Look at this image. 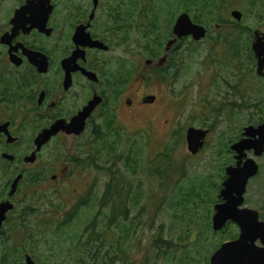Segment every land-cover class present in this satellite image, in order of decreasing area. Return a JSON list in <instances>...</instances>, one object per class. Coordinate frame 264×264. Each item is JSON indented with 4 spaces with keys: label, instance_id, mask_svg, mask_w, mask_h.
<instances>
[{
    "label": "trees",
    "instance_id": "obj_1",
    "mask_svg": "<svg viewBox=\"0 0 264 264\" xmlns=\"http://www.w3.org/2000/svg\"><path fill=\"white\" fill-rule=\"evenodd\" d=\"M193 1L195 0H182L176 7V11L179 12L172 13V16L166 19L164 13L156 17L158 11L142 13V0H134L133 5L132 0L128 3L121 0L120 5L105 1L108 7L104 5L102 10L114 13L115 25L119 29H124L127 34H132L136 38V44L139 46L142 44L144 56L154 61L164 53L166 40L171 34V25H165L164 29L161 25L164 22H173L179 13H189L195 23L209 29L207 42L213 44L214 54H210L211 58L207 56L206 60L212 65L211 70L215 71L213 81L224 73L228 74L226 79L230 85L228 97L230 100L226 102V110L221 113L225 117L222 120L218 110L212 106L211 99L205 97L203 100L210 107L214 122L202 123V126L212 129L213 153L221 156V150L217 151L216 145L221 143L224 149L229 150V145L235 144L241 138L243 128L264 123V78L256 73V57L251 49L255 28L245 25L251 13H243L241 22L234 21L228 11L216 13L221 11L223 0H196L194 3L198 6H195ZM73 2L74 0H62L61 9L67 11L66 13H88V7L81 3L73 7L70 5ZM102 2L103 0L100 5ZM214 3L219 5V9H214ZM253 14L262 16L258 13ZM159 19H163L162 23L158 22ZM213 33H217V36L215 37ZM246 36L249 37L248 40ZM186 43L188 40L185 39L179 46H174L169 55L168 63L173 66L174 74L175 71L179 73L182 69V62L185 61L183 54L186 52L183 46ZM196 50L195 48L190 50L191 57L192 52ZM137 56L142 57L141 54ZM179 58H182V61H179ZM137 65L136 62L134 74L138 69ZM119 134L120 130L117 133L115 125L107 123L93 133L99 145L82 147L92 149L87 158L91 167L95 169L97 166L107 175L105 189L101 197H97L96 203L99 205V213L104 208L109 212L106 213L105 220L97 222L94 217L88 221L82 232L75 235L76 239L67 236L63 240L73 264H210L211 256L224 242L236 240L239 236V229L233 223H229L221 232H215L212 227L214 207L220 202L218 196L222 183L227 179V166L234 162L229 159H212L218 163L219 173L215 178L221 179V184L216 187L212 184V175L196 174L190 177V163L183 159L184 152L180 150L184 144V133L175 131V143L167 144L163 151L157 152L150 161L146 158L148 143L139 144L134 141L130 148L125 146L127 150L121 152L122 144L113 141ZM98 152L101 153V163L96 165ZM83 158L85 159V156ZM190 160L195 158L191 157ZM142 172H147L151 183L156 181L155 183L159 184L154 197H159L161 202L155 208L159 211L166 207L165 210L173 211L172 226L174 223L177 229L181 226L184 235L179 237L180 241L185 242L190 235L194 236V240L189 244H175L172 226L169 227L166 236L163 224L152 234L148 245L141 244L142 239L137 236V230L153 228V225L148 227L143 223V216L148 209L145 204L147 196L145 182L138 178ZM185 179L188 183L182 185ZM90 193L79 202L73 212L77 211L79 205L85 208L95 205L89 198ZM133 213L135 215L130 218ZM259 213L264 220V214ZM73 216L74 213L63 218L64 221L55 223L51 218L48 219L55 216L48 215L44 220L50 221H44V224L51 232L54 228V234L64 233L77 220ZM21 218L22 221L17 224L16 236L20 234L29 236L23 239L22 249L14 248L12 252L8 251L9 254H4L2 264H24L25 254L30 253L29 246L32 242L38 240L43 242L47 239L43 228H39L38 232L33 228L32 218L38 219V213L27 209ZM53 223L55 226H52ZM99 227H106V230L102 232ZM29 242L30 245L26 246ZM132 246L138 251L135 257L128 251Z\"/></svg>",
    "mask_w": 264,
    "mask_h": 264
},
{
    "label": "flooded vegetation",
    "instance_id": "obj_2",
    "mask_svg": "<svg viewBox=\"0 0 264 264\" xmlns=\"http://www.w3.org/2000/svg\"><path fill=\"white\" fill-rule=\"evenodd\" d=\"M26 1L22 0L18 8L25 5ZM61 1L51 0L54 6L53 13L48 14L45 25L41 29L34 26L37 19L30 13H23L14 22L16 14L14 12L18 8L13 13H8L4 17L5 26L3 28L0 26V204L10 202L13 205V209L7 213L4 222L0 226V243L2 242L3 244H7L9 241L14 243L12 240L16 237L17 224L22 221L21 215L24 214L25 210H33L36 213L43 211L38 208V205L43 202L36 193L26 194L24 201L19 198L23 188L25 186L26 188H31L45 185L48 179L56 181L59 174L67 170L65 166H62L59 169L51 168V170L47 171V169H44L42 171L49 161L47 151L51 146H63L65 159L73 164L85 165L89 168L92 165L87 158L92 149L82 147L91 144L99 145L93 136L97 129H101L107 123L115 125L117 133L120 130V134L113 141L121 143V152H124L127 150L125 146L131 147L133 139L119 125V119L127 123V125H131L137 116L135 111L137 106H152L156 103V100L153 103H146L147 97L154 96L156 98L155 95L146 93L139 95V90H133L130 87L126 88L134 74L133 70L136 63L130 41L134 42V39L132 34L128 35L124 29H119L115 25L114 13L104 12L100 8L101 0H99V6L93 13V1L91 0L88 13L68 14L66 13L67 11L58 9L62 8ZM105 1L108 0H103V6L106 5L108 7ZM173 1L181 3L182 0ZM55 13H64L61 22L56 23ZM183 13H179L175 16L173 22L168 23V25H171V34L166 40L164 53L157 58L156 69L159 70L162 79L165 81L166 75H170V81L172 79L177 80L181 71V69L179 73L175 71L174 74L173 66L168 63L171 51L166 54V46L169 41L175 38L173 35L174 26L178 17ZM159 14L157 13L156 17L160 16ZM24 15L25 17L23 18ZM190 18L194 22L191 15ZM73 19H75L74 24H68V21ZM63 21H65L64 24ZM89 23L88 32L91 34L92 40L103 43L108 49L86 48V61L79 60L78 64L87 73L93 74L95 79H89L81 71L74 72L70 85L66 87V73L62 63L64 60L71 58L72 53L78 49L73 40L77 27ZM19 25L21 26L19 27ZM164 27L161 25L162 29ZM205 28L207 29V35L203 40L195 41L193 37L178 39L173 47L179 46L185 39L188 40V43L193 42L195 43L194 45L189 43L190 46L192 45L191 49L195 48L197 50L192 52V54L194 58L199 59L202 54L198 51V48L208 41L210 33L209 29ZM59 30H62V32L56 42L55 39ZM114 51H118V59L108 57ZM30 52L36 53L45 59L47 64L45 72H39L38 68L30 62L27 57ZM179 52L180 48L178 49V54ZM207 56L210 57V55L202 57L201 64L205 68L206 75L211 77L212 92L216 93V102L230 95V85L226 79L228 74L224 73L213 81L215 71L211 70L212 65L206 60ZM164 58L165 61L160 65V60ZM147 61L151 63L148 64ZM145 64L147 67H151V65L155 64V61L149 59L145 61ZM201 75V78H203L202 82L206 85V77L204 74ZM134 96H138L137 101ZM96 98H100V104L95 107L86 120V129L82 134L75 135L59 131L45 144L41 146L37 144L38 136L45 130L50 129L58 122L69 124L73 118ZM119 106L123 108V112H118ZM214 109L218 110L220 119L224 120L225 117L221 115L222 107ZM154 121L155 119H148L149 124H154ZM203 123L209 124L212 122L205 121ZM200 129L209 130V134L205 139L204 147L198 154L193 155L189 152L193 158L208 155L210 160H232L234 163L229 166H236V153L231 151L232 144L229 145V150L224 149L221 143L216 145V150H221V156H219L213 153L214 139H212V129L208 126H202ZM242 138L243 135L238 141ZM81 139H84L83 142L77 145L75 154L72 155L71 150H67L66 147L72 141ZM182 150L184 151V146H182ZM246 154L247 157L243 159L244 162L248 158H254L257 161L264 157L263 154L262 157L255 158L253 150L247 151ZM83 156H85V159ZM39 163H41L40 166H38ZM100 163L101 153L98 152L96 165ZM259 166L261 170V165ZM95 170L102 172L101 168L97 166ZM253 179L255 178H252L249 183ZM15 185L16 188L13 192ZM221 202L220 200L219 203ZM103 211L109 212L106 208ZM15 249L20 250L22 247ZM4 254H9L6 248H3L0 252V264L3 262ZM27 255H30V253L26 252L25 256Z\"/></svg>",
    "mask_w": 264,
    "mask_h": 264
},
{
    "label": "rangeland",
    "instance_id": "obj_3",
    "mask_svg": "<svg viewBox=\"0 0 264 264\" xmlns=\"http://www.w3.org/2000/svg\"><path fill=\"white\" fill-rule=\"evenodd\" d=\"M21 1L22 0H0V26L2 28L5 26L4 17L8 13H13L21 4ZM195 1L192 3L195 6H198L194 3ZM108 2L115 3L114 5H120L121 0H108ZM126 2L128 3L129 0H126ZM223 2L224 4L222 8H220L221 11L216 13H222L223 10L228 11L229 15L235 10L240 11L242 14L251 13L246 19L245 25H249L255 28V30L259 29L264 32V0H223ZM80 3L89 8L91 0H80L79 2L74 0L70 5L76 7ZM178 5L179 2L173 0H142V13H150L151 10L158 11V13H164L166 19L167 17H171L172 13L179 12L176 11ZM102 7L103 2L100 5V8ZM214 9H219V5L214 3ZM253 13H258V15L262 16L258 17ZM63 16L64 13H55L56 23L61 22ZM160 21L162 23L163 19L158 20V22ZM64 22L65 21H63V24ZM74 22L75 19L69 20L68 24H74ZM167 24V22H164L162 25L165 26ZM61 32L62 30L58 31L57 38L55 39L56 42L58 41ZM214 35L216 37L217 33H214ZM246 38L248 40L249 37L246 36ZM133 39L134 42L130 40L132 43L131 49L135 54L134 60L138 63V69H136L135 74H133L126 88L130 87L133 90H139V95L142 93L155 95L156 103L152 106H137L135 109L137 116L132 121L133 123L127 125V123L119 119V125L129 136H131L133 142L137 141L139 144L148 143L146 154L149 161L157 152L163 151L167 144L173 145L175 143V131H179L180 134L184 133V151L182 148L180 150L184 152L183 159H187L190 163V177L196 174H202L204 176L212 175V184L216 187L219 186L221 184V179L219 177L215 178L219 173L217 169L218 163L210 160L208 155H201L195 158V160H190L193 156L189 153L185 141L186 132L190 127L200 129L202 128L201 125L203 122H214V115L210 113V107L203 100L205 97L208 96L211 99L213 107H222V112L226 110V102L230 100L228 99V96L227 98L215 102L216 93L212 92L211 77L206 75L205 68L201 64L202 57L214 54L212 52L213 44L206 42L200 46L198 51L202 56L199 59H196L194 56L191 57V46L189 43H186L183 46L186 50L183 54L185 61L182 62V69L177 80L172 79L170 81V75H166V82L162 79L159 70L156 69L157 59L155 60L154 65L147 67L145 61L149 59L144 56L145 52L141 49L142 44L140 46L137 45L136 38L133 37ZM138 54H141L142 57L139 58L137 56ZM108 57L118 59V51H114L108 55ZM180 60L182 61V58H179V61ZM201 74H204L206 77V85L202 82L203 78H201ZM134 98L136 101L138 100V96H134ZM118 112H123V108L119 106ZM149 118L155 119V123L149 124ZM83 140L84 139L72 141L66 149L71 150L72 155L75 154L77 145L80 142H83ZM63 148V146H51L48 149L47 158H49V161L47 165L43 167L42 171L44 169H47L48 171L51 170V168L59 169L62 166H65L67 170L64 173L59 174L56 181L48 179L45 185H38L31 188H26L25 186L22 194L19 195V198L24 201L26 194L36 193L43 202L38 205L39 210H43L38 211L39 218L32 219L33 228L37 230V232L39 228H43L47 239H44L43 242L39 240L37 242H32L31 245L29 242L26 245H30V256H32L36 264H73L70 256H68L69 251L65 248L66 243H63V240L67 236L76 239L75 235L82 232L88 221L92 220L94 217H96L97 222L102 219L105 220L106 213H108L103 210L99 213V205L96 203L97 197H101L105 189L107 175L96 171L93 167L87 168L85 165H77L69 162L65 159ZM257 161L258 164L261 165V170L258 177L252 181L248 188V192L245 196L246 206L264 214V157ZM40 165L41 163L38 164V166ZM50 177L52 179V175ZM138 178L145 182L147 192L145 204L147 205L148 211L143 216V223L148 225V227L153 225V231L150 228L147 230L140 228L137 230V236L142 239V245H148L150 237L162 224L164 225L163 231L167 236L169 227L172 226L174 222L172 217L173 211L165 210L166 207L157 211V208L155 207L159 206L161 200L157 196L154 197V195L158 190L159 184L155 183L156 181L151 183L146 172L140 173ZM187 183L188 181L185 179L181 184L184 185ZM88 193H90L89 198L92 200V203H95V205L91 208H85L79 205L77 211L73 212L74 208L77 207L83 198L87 197ZM73 213V217L77 218V220L73 225L67 228L64 233L58 232L54 234V228L51 232L50 229H47L48 226L44 224V221H50L44 220L48 218V215L55 216L49 217L48 219L51 218L55 223H58L64 221L63 218ZM134 215L135 213L129 217L133 218ZM52 226H55V224L53 223ZM99 230L103 232L106 230V227H99ZM171 232L174 235L173 240L175 244H189L190 241L194 240V236L190 235L185 242H181L179 237H184V235L182 234L181 226L177 229L175 223L172 226ZM28 236L29 234L26 236H22L21 234L17 235L12 240L14 243L9 241L7 244H3L1 242L0 252L3 248H6V251L8 250L12 252L14 248L23 247V239ZM134 241L137 242L136 239ZM257 244L260 245L259 242ZM128 251H130V255L133 257L138 254V251L134 250L133 246ZM178 251H180V248H178Z\"/></svg>",
    "mask_w": 264,
    "mask_h": 264
},
{
    "label": "water",
    "instance_id": "obj_4",
    "mask_svg": "<svg viewBox=\"0 0 264 264\" xmlns=\"http://www.w3.org/2000/svg\"><path fill=\"white\" fill-rule=\"evenodd\" d=\"M92 1L94 13L99 6V0ZM53 10L54 6L51 0H27L25 5L14 12L16 13L14 22L23 13H30L37 19L34 26L41 29L45 25L48 14L53 13ZM231 16L237 22H240L243 18V14L237 10L233 11ZM89 28L90 23L77 27L73 40L78 49L72 53L71 58L64 60L62 63V67L66 73V87L70 85L74 72L81 71L89 79H95L93 74L87 73L78 64L79 60L86 61V48L108 49L103 43L92 40L91 34L88 32ZM173 35L175 38L167 43L166 54L170 53L178 39L193 37L195 41L203 40L207 35V29L202 25L195 24L189 14L183 13L176 21ZM251 49L257 59L256 73L258 76L264 77V33L262 31L256 30L254 32ZM27 57L38 68L39 72L46 71L47 64L44 58L33 52L28 53ZM164 61L165 58L161 59L160 65ZM147 63L151 62L147 61ZM155 100L154 96H149L146 103H153ZM100 101V98H96L73 118L69 124L58 122L50 129L45 130L38 136L37 144L39 146L45 144L59 131L75 135L82 134L86 129V120L92 114L95 107L100 104ZM208 134L209 130L190 127L186 132L188 151L193 155L198 154L204 147ZM231 150L236 153L235 158L237 163L236 166H230L226 170L227 179L222 183V189L218 196L222 202L214 207L212 227L215 232H221L228 223H233L239 229V236L236 240L224 242L211 256L210 264H264V221L260 219V214L257 210L248 208L245 205V194L249 181L258 176L260 166L254 158H248L245 162L243 161L247 157V151L253 150L255 158L263 156L264 123L245 127L243 138L233 144ZM15 188L16 185L13 192ZM12 209L13 205L10 202L0 204V226L4 222L7 213ZM258 242L260 245L257 244ZM26 264H35L30 255L26 257Z\"/></svg>",
    "mask_w": 264,
    "mask_h": 264
}]
</instances>
